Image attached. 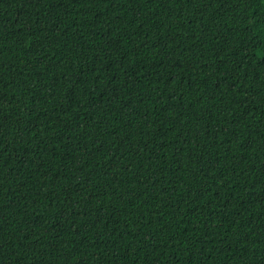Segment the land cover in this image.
Segmentation results:
<instances>
[{
  "label": "trees",
  "instance_id": "trees-1",
  "mask_svg": "<svg viewBox=\"0 0 264 264\" xmlns=\"http://www.w3.org/2000/svg\"><path fill=\"white\" fill-rule=\"evenodd\" d=\"M0 264H264V0H0Z\"/></svg>",
  "mask_w": 264,
  "mask_h": 264
}]
</instances>
